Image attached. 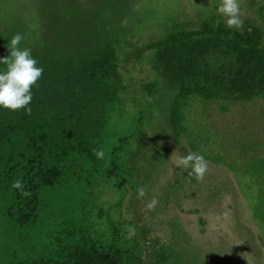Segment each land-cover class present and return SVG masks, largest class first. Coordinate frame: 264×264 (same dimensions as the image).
Segmentation results:
<instances>
[{
	"label": "rangeland",
	"instance_id": "374dc122",
	"mask_svg": "<svg viewBox=\"0 0 264 264\" xmlns=\"http://www.w3.org/2000/svg\"><path fill=\"white\" fill-rule=\"evenodd\" d=\"M23 1L18 0L24 4L17 16L0 23L2 32L16 30L23 40L40 43L55 54H74L93 37L114 49L122 104L107 126L104 159L110 158L111 144L125 133H136L135 141L145 134L157 143L152 154L141 155L140 161L130 155L122 158L137 179L135 186L116 179L110 168L96 173L89 189L82 180L69 194L72 219L82 218L84 204L94 197L84 219L102 236H110L116 225L128 245L139 238L136 247L145 249L146 259L156 260L161 252V264H264V229L253 217L256 192L249 174L259 171L264 162V99L251 103L196 100L188 112L187 133L176 144L164 117L174 85L155 66L154 51L143 49L162 35L171 19L196 22L214 13L219 0H38L36 12ZM4 4L0 0L1 10ZM262 15L264 0H240L243 24L261 21ZM153 83L159 85L158 91L150 96L146 87ZM189 152H198L207 161L202 181H188L186 170L173 163ZM141 188L144 196L138 197ZM153 197L157 204L149 208ZM48 220L44 218L28 240L23 234L26 242L19 244L0 228V264H10L13 253L26 256L29 245L41 251L38 241L30 237L39 236L44 244L58 222ZM129 228L135 230L132 236ZM28 241L31 244L25 246Z\"/></svg>",
	"mask_w": 264,
	"mask_h": 264
},
{
	"label": "trees",
	"instance_id": "16d2710c",
	"mask_svg": "<svg viewBox=\"0 0 264 264\" xmlns=\"http://www.w3.org/2000/svg\"><path fill=\"white\" fill-rule=\"evenodd\" d=\"M23 2L36 12L38 0ZM4 3L0 23L17 16L24 4L18 0ZM16 32L4 33L0 28V58L10 54L8 41ZM93 38L69 55L55 54L27 38L21 41V47L32 49L44 71L33 88L30 111L0 110V228L19 244L26 242L23 234L28 240L44 218L58 222L44 244L39 236L30 237L38 241L41 251H33L28 241L25 246L29 245L31 252L22 257L11 254L10 264L162 263L161 252L156 260L146 259L145 249L144 253L136 247L139 238L134 245L126 244L116 225L110 236L100 235L84 219L94 197L84 204L82 218L73 220L75 214L68 213L69 194L82 180L89 189L95 174L104 168H110L119 181L135 186L137 179L122 158L130 155L140 161L141 155H151L157 144L145 134L135 141L136 133H125L111 144L108 160L93 156L92 150L106 149L107 126L112 115L121 110L123 91L114 49L105 40ZM143 49L154 51L155 66L174 85L164 117L176 144L187 133L188 112L196 100L251 103L264 99V15L261 21H245L239 30L226 27L224 17L215 12L196 22L171 19L162 35ZM158 86L146 87L150 96L157 94ZM249 174L256 192L253 217L264 229V162L259 171ZM185 176L195 181L187 171ZM15 180L24 183L23 194L11 187ZM144 236L141 233L140 237Z\"/></svg>",
	"mask_w": 264,
	"mask_h": 264
},
{
	"label": "clouds",
	"instance_id": "9594fccd",
	"mask_svg": "<svg viewBox=\"0 0 264 264\" xmlns=\"http://www.w3.org/2000/svg\"><path fill=\"white\" fill-rule=\"evenodd\" d=\"M214 11L226 18V27L241 29L243 21L240 18V0H219ZM23 39L22 33H14L8 41L10 54L0 58V65H4V68L0 69V110L30 111L33 88L38 86L37 82L44 71L32 54V49L20 46ZM92 154L97 160L103 159L105 155L103 150H92ZM173 163L177 168L186 170L187 175L197 181H202L208 170L205 157L198 152H189L179 156ZM11 187L20 191L21 194L24 192V183L21 180H15ZM137 196H144L143 188L138 190ZM156 204L157 200L153 197L147 207L153 208ZM134 231L129 228V236H132Z\"/></svg>",
	"mask_w": 264,
	"mask_h": 264
}]
</instances>
